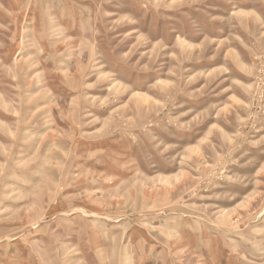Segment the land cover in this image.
Segmentation results:
<instances>
[{"label":"rangeland","instance_id":"obj_1","mask_svg":"<svg viewBox=\"0 0 264 264\" xmlns=\"http://www.w3.org/2000/svg\"><path fill=\"white\" fill-rule=\"evenodd\" d=\"M0 264H264V0H0Z\"/></svg>","mask_w":264,"mask_h":264},{"label":"bare ground","instance_id":"obj_2","mask_svg":"<svg viewBox=\"0 0 264 264\" xmlns=\"http://www.w3.org/2000/svg\"><path fill=\"white\" fill-rule=\"evenodd\" d=\"M28 58V57H27Z\"/></svg>","mask_w":264,"mask_h":264}]
</instances>
